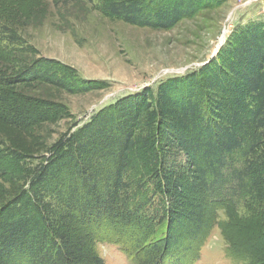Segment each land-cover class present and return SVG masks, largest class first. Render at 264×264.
Instances as JSON below:
<instances>
[{
	"label": "trees",
	"instance_id": "obj_1",
	"mask_svg": "<svg viewBox=\"0 0 264 264\" xmlns=\"http://www.w3.org/2000/svg\"><path fill=\"white\" fill-rule=\"evenodd\" d=\"M100 1L106 4L108 13L119 19L164 30L196 15L201 8L198 0ZM259 27L261 30L252 28L250 35L232 45L231 53L220 52L217 59L199 68L198 74L168 80V88L159 98L172 108H152L143 101L144 96H139L133 103L138 108H134L137 110L131 121L128 115L132 108L124 107L125 114L121 115L120 105L114 113H104L83 127L82 141L78 136L64 140L57 145L61 155L60 151L46 155L45 161L30 170L26 164L28 155L5 148L0 142V180L10 174L18 183L14 195L4 192L3 197L0 189V264H104L96 251L99 240L117 243L132 259L119 239L89 236L76 242L68 231L81 220L99 223L117 217L125 224L142 222L146 220L144 213L155 217V226L161 221L172 225L171 175L184 168L186 162L196 173L191 188H202L219 204L213 211L215 221H220L221 213L228 218L220 221L224 231L241 207L263 223L264 28ZM1 39L14 45L21 43L18 35L3 24ZM43 63L59 66L49 58ZM30 73L66 85L59 75L48 70L36 67ZM182 84L186 89L175 95L172 86ZM0 101H9L8 95H1ZM6 110L15 126L26 127L33 119L12 102ZM245 112H250L249 116L243 117ZM100 141L108 147L109 166L104 162L90 164L81 158L90 145ZM67 159L74 164L75 177L62 183L52 172L54 167L61 168L59 161ZM179 159L181 162H176ZM8 160L16 161L14 171H8ZM173 185L182 186L177 182ZM158 195L162 197L156 204ZM162 249L157 248L158 252ZM232 249L230 244L229 253ZM134 260L146 264L145 260Z\"/></svg>",
	"mask_w": 264,
	"mask_h": 264
},
{
	"label": "rangeland",
	"instance_id": "obj_2",
	"mask_svg": "<svg viewBox=\"0 0 264 264\" xmlns=\"http://www.w3.org/2000/svg\"><path fill=\"white\" fill-rule=\"evenodd\" d=\"M198 1L201 8L196 15L164 30L119 19L100 0H0V25L11 28L21 41L14 45L0 40V97L9 98L6 103L0 101V142L28 155L30 170L45 161L46 155L58 153L57 145L64 140L78 136L82 141L83 127L104 113H114L120 105L121 115L124 107L132 108L128 111L131 121L139 96L152 108H172L159 98L168 88V80L198 74L220 52L231 53V46L250 35L252 28H264V0ZM46 58L59 66H46ZM36 67L59 75L66 85L31 74ZM171 89L178 95L186 88L182 84ZM11 102L31 114L28 126L10 123L6 108ZM249 114L245 112L243 117ZM107 151L100 141L90 145L81 158L109 166ZM65 161H59L61 168L54 167L52 172L62 183L75 177L73 162ZM5 163L9 172L17 168L15 160ZM176 170L169 187L174 198L171 227L166 221L155 226V217L144 213L145 221L126 224L117 217L111 222L75 221L69 237L76 242L89 236L119 239L133 257L117 243L99 240L96 251L104 264H137L134 258L146 264H264V222L241 207L224 231L220 221L228 218L221 213L220 221H215L213 213L219 204L202 188H191L195 169L186 162ZM175 182L182 186L173 185ZM17 185L6 174L0 180L3 197L4 192L16 194ZM159 197L154 199L156 204Z\"/></svg>",
	"mask_w": 264,
	"mask_h": 264
}]
</instances>
